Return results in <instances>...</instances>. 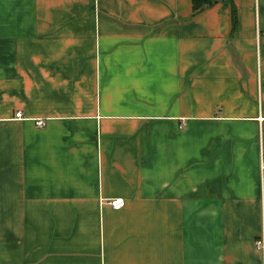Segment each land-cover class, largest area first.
I'll return each mask as SVG.
<instances>
[{"label":"crops","instance_id":"0c3cea01","mask_svg":"<svg viewBox=\"0 0 264 264\" xmlns=\"http://www.w3.org/2000/svg\"><path fill=\"white\" fill-rule=\"evenodd\" d=\"M199 4L0 0V264H264V0Z\"/></svg>","mask_w":264,"mask_h":264},{"label":"built area","instance_id":"2783aa9c","mask_svg":"<svg viewBox=\"0 0 264 264\" xmlns=\"http://www.w3.org/2000/svg\"><path fill=\"white\" fill-rule=\"evenodd\" d=\"M15 117L19 118L21 117V112H16L15 113ZM43 120L41 119H38L36 121V125L38 126H42L43 125ZM259 168L260 170L264 168V158H260V161H259ZM107 204L112 208V209H118L120 208L122 205H123V200L122 198H119V197H115V198H110L107 200ZM254 247L260 251L262 254L264 253V233L262 232L260 234V236L255 239L254 241Z\"/></svg>","mask_w":264,"mask_h":264},{"label":"trees","instance_id":"16d2710c","mask_svg":"<svg viewBox=\"0 0 264 264\" xmlns=\"http://www.w3.org/2000/svg\"><path fill=\"white\" fill-rule=\"evenodd\" d=\"M204 3L209 2L210 0H203ZM201 4L198 5V0H192V11L198 10Z\"/></svg>","mask_w":264,"mask_h":264}]
</instances>
